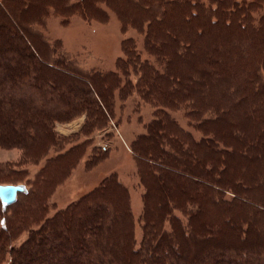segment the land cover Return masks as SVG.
Returning a JSON list of instances; mask_svg holds the SVG:
<instances>
[{
  "label": "trees",
  "instance_id": "16d2710c",
  "mask_svg": "<svg viewBox=\"0 0 264 264\" xmlns=\"http://www.w3.org/2000/svg\"><path fill=\"white\" fill-rule=\"evenodd\" d=\"M123 1L133 10L117 14L121 28L143 35L152 61L140 60L132 37L124 38L115 71L96 79L98 71L82 69L27 23L35 11L41 25L48 8L62 16L82 6L105 12L93 7L96 0L44 7L39 0H0V147L20 145L24 158L42 161L31 191L22 182H0L19 184L20 195L31 196L20 207L18 199L9 206L0 201V264L37 258L42 264H264V16L257 30H248L243 11L224 19L235 0H212L214 19L200 0ZM232 29L237 37L218 38ZM128 68L137 75L135 89L161 107L130 144L144 189L138 247L129 194L114 173L50 215L54 188L79 163L72 162L88 132L105 126L107 101L124 87L120 73ZM170 108L184 111L199 138L170 117ZM82 113L84 138L64 150L52 124ZM24 231L25 240L14 244Z\"/></svg>",
  "mask_w": 264,
  "mask_h": 264
},
{
  "label": "rangeland",
  "instance_id": "374dc122",
  "mask_svg": "<svg viewBox=\"0 0 264 264\" xmlns=\"http://www.w3.org/2000/svg\"><path fill=\"white\" fill-rule=\"evenodd\" d=\"M49 1L52 2L56 0H39L43 7ZM252 1H254V3H252L251 8H249V4ZM200 2L205 9L209 8L211 10L210 16L212 15L211 17L214 19L216 15L212 14L215 12L212 8H217L216 4L212 0H200ZM116 5L119 6V8ZM116 5V7H114L110 3L107 4L102 1L100 3V0H96L93 7L104 8L105 12H100L99 10L91 12L86 6H82L78 11L75 9L67 10L66 13L64 12L66 16L56 13L53 8H48V11H45V14L41 17V25L33 19L36 18L35 15H33L36 13L31 10L32 12L29 13L30 17L27 18V20H29L27 23L30 24V26L32 25L31 31L42 35L44 39L48 40L50 46L54 43H58L60 52L65 53L70 59H73L82 69H89L92 72L98 71L94 73V76L96 79H99L100 74L106 77L105 74H108L110 71H115L116 61L124 57L121 50V41L124 38L132 37L135 48L140 53V60L148 59L152 61V57L149 56L143 48V35L133 28L126 27L125 30L121 28L117 14L120 13L121 15L122 11L127 13V11H132L133 8L123 0H117ZM235 5L237 7L236 9H234ZM235 5L231 6V8L226 11L224 19L233 17V15L238 17L234 12L243 11L241 16L249 17L248 30H257L259 21L262 19H260V17L264 16V1L235 0ZM0 7L2 8V6ZM123 17V20L126 21L127 16ZM242 17L239 19L242 20ZM243 23L245 25L246 21L243 20ZM236 31V29L230 30L229 36L225 32L217 35L219 39V36L224 38L237 37ZM214 34H216L215 31ZM57 52L58 50L56 53ZM5 63L6 62H4V64ZM261 65L263 68H260L262 69L260 75L264 76V63H261ZM62 73L74 78L71 73L64 70H62ZM120 76L121 83L124 87L114 90L111 99L107 101L108 104H110V110L108 113L109 115L106 114L107 121H105V126L89 131L88 141L81 145L78 152L75 153L72 163H79L70 172V175L54 188L50 201L55 203V208L51 210L50 215L92 190L100 183L103 177L114 173L117 179L126 187L129 194V207L132 213L134 229L133 238L135 247H138L142 235L138 216L141 212V199L144 189L139 181L136 167V155L133 154L130 144L132 141L136 140L139 135L145 133L146 124L152 120L155 110L160 113L161 107L154 101L148 103V100L146 101V99L143 98L141 91L138 92V88L137 90L135 89L134 83L137 80V75H135L132 68L126 70L125 76L121 73ZM104 88L105 87H103V89ZM139 89L143 91L142 87ZM168 113L170 117L178 122L180 127L185 130L189 129L195 139L199 138L200 133L195 131L193 127L188 126H193L194 123L190 122L189 119L184 116L183 110H173L170 108L168 109ZM84 119L85 114L82 113L78 117L67 122L55 121L52 124L53 132L56 137L59 138V147H65L64 150H66L72 144H75L73 142L80 141L84 138L81 129ZM60 141H68V143L66 145H61L62 143ZM102 146H106V150H101ZM59 147L54 148L51 154L53 155L55 150ZM22 149L20 145L12 144L6 147H0V182H22L25 184L26 188L31 191L35 173L41 166L42 161H40L39 164H33V161L24 158ZM82 153L83 155L81 157ZM88 157H90L91 160L89 163L85 164V160ZM13 165L16 166L11 167ZM63 175L56 178L61 180ZM18 194V207L25 205V203L31 199L29 194ZM98 208V211H101V205ZM4 213L6 215L8 211ZM9 220L10 218L8 217V221ZM257 233L260 234V237H263L260 232ZM25 238L26 231L20 233L12 242L18 245L24 241ZM59 250L60 248H58V251ZM32 253H36L35 248ZM56 261L57 260H52L51 262L54 263ZM34 262L36 264L43 263L38 258L37 261L34 260Z\"/></svg>",
  "mask_w": 264,
  "mask_h": 264
},
{
  "label": "water",
  "instance_id": "95a60500",
  "mask_svg": "<svg viewBox=\"0 0 264 264\" xmlns=\"http://www.w3.org/2000/svg\"><path fill=\"white\" fill-rule=\"evenodd\" d=\"M23 187L19 184H0V201L8 206L17 199V193L21 192Z\"/></svg>",
  "mask_w": 264,
  "mask_h": 264
}]
</instances>
